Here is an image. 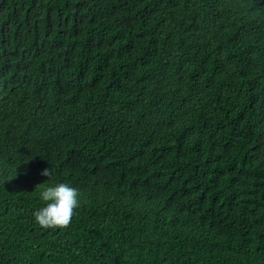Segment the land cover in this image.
Instances as JSON below:
<instances>
[{"label": "trees", "instance_id": "1", "mask_svg": "<svg viewBox=\"0 0 264 264\" xmlns=\"http://www.w3.org/2000/svg\"><path fill=\"white\" fill-rule=\"evenodd\" d=\"M0 264H264V0H0Z\"/></svg>", "mask_w": 264, "mask_h": 264}, {"label": "clouds", "instance_id": "2", "mask_svg": "<svg viewBox=\"0 0 264 264\" xmlns=\"http://www.w3.org/2000/svg\"><path fill=\"white\" fill-rule=\"evenodd\" d=\"M41 175L51 178L53 171L51 168H46ZM39 195L40 199L45 202V206L33 212L36 222L43 228L68 227L75 214V209L80 204L78 189L61 182L45 187Z\"/></svg>", "mask_w": 264, "mask_h": 264}]
</instances>
